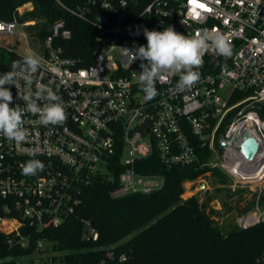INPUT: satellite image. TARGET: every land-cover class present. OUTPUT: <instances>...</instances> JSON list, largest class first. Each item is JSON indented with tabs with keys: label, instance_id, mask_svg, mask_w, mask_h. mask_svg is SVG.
Wrapping results in <instances>:
<instances>
[{
	"label": "built area",
	"instance_id": "2783aa9c",
	"mask_svg": "<svg viewBox=\"0 0 264 264\" xmlns=\"http://www.w3.org/2000/svg\"><path fill=\"white\" fill-rule=\"evenodd\" d=\"M56 2L94 27L96 48L90 60L66 56L55 44L73 35L62 18L52 23L43 42L28 33L34 21L0 19V35L16 39V47L0 45L15 56L4 72L13 61L36 52L41 68L34 74L33 91L36 83L45 84L61 96L67 112L62 126L34 125L38 117L25 113L29 137L19 147L0 136V232L10 248L21 250L0 256V264H20L17 259L31 256L43 264H67L54 262L50 244L42 238L33 244V236L62 225L97 176L111 178L115 157L124 170L111 194L120 197L151 193L163 185L162 176L139 173L137 160L156 152L165 166H184L194 163L204 148L211 154L204 167L258 187L256 207L242 213L237 225L263 222L258 200L264 193V0H84L73 7ZM168 26L184 35L222 33L233 54L205 53L196 69L200 81L183 92L176 90L178 74L162 75L155 84L159 94L145 101L136 80L142 61L132 62L121 49L146 45L145 28L162 31ZM20 84L23 90L24 82ZM6 87L13 95L10 106L24 107L15 86ZM248 137L263 143L256 162L240 150ZM30 159L42 161L44 170L24 175L22 166ZM89 236L96 239L98 233L90 228ZM101 264L132 262L128 252L111 245ZM254 264H264V252Z\"/></svg>",
	"mask_w": 264,
	"mask_h": 264
},
{
	"label": "trees",
	"instance_id": "16d2710c",
	"mask_svg": "<svg viewBox=\"0 0 264 264\" xmlns=\"http://www.w3.org/2000/svg\"><path fill=\"white\" fill-rule=\"evenodd\" d=\"M61 1L73 7L84 0ZM28 3L32 8L21 13L19 9ZM61 18L73 35L68 40L57 39L55 44L61 45L66 56L90 60L96 48L94 27L66 12L56 0H0V19L34 21L27 30L40 42L50 34L52 23ZM13 57L0 50V72ZM210 157V152L201 148L194 163L167 167L154 152L137 160L135 168L142 174L162 176V187L147 194L113 197L111 192L124 170L115 157L110 165L112 177L97 176L75 212L59 227L35 234L32 242L44 239L54 253L52 260L67 264H101L105 248L111 245L128 252L132 264H254L264 252V221L249 228L235 224L224 230L216 223L208 198L183 197L187 180L209 170L213 176L223 177L220 170L203 166ZM259 202L264 206V193ZM253 206L254 201L243 210ZM90 228L97 231L96 239L89 236ZM20 253V249L9 247L7 236L0 232V256Z\"/></svg>",
	"mask_w": 264,
	"mask_h": 264
},
{
	"label": "clouds",
	"instance_id": "9594fccd",
	"mask_svg": "<svg viewBox=\"0 0 264 264\" xmlns=\"http://www.w3.org/2000/svg\"><path fill=\"white\" fill-rule=\"evenodd\" d=\"M143 35L147 40L146 45H140L134 51L126 48L121 50L132 62L137 59L142 61L136 80L145 101H151L159 94L155 84L162 75L178 74L176 90L183 92L200 81V72L196 69L202 66L205 53L214 50L225 58L233 54L228 38L219 32L202 31L195 35H184L168 26L162 31L145 28ZM40 68L41 58L36 52L30 51L21 59L13 61L9 71L0 74V136L15 142L18 147L29 137V129L24 126L25 113L38 117L33 121L34 125L62 126L67 119L64 101L57 92L43 83H36L33 91L34 74ZM21 80L24 82L23 90ZM13 85L24 107L10 106L13 95L6 86ZM38 102H43L42 106ZM44 168L42 161L30 159L22 166V172L35 176Z\"/></svg>",
	"mask_w": 264,
	"mask_h": 264
},
{
	"label": "rangeland",
	"instance_id": "374dc122",
	"mask_svg": "<svg viewBox=\"0 0 264 264\" xmlns=\"http://www.w3.org/2000/svg\"><path fill=\"white\" fill-rule=\"evenodd\" d=\"M31 8L32 4L28 3L22 6L19 11L24 12ZM15 43V37L11 35H0V45L5 47H16ZM32 46L37 47V44H32ZM20 50L24 52L25 48L22 47ZM230 92L231 88H228L226 94ZM220 172L223 177L213 176L211 171H207L204 175L194 180H187L184 183L183 197L188 198L197 195L201 200L208 198L210 209L215 210L214 218L216 223L222 229L227 230L237 224V218L245 212L243 209L246 208L250 202L254 201V206L252 208L256 207V193L258 187L236 183L234 177L229 173L224 171ZM258 205L261 209L264 208L259 200ZM42 260H39L37 256H31L29 258H19L17 262L20 264H30L34 261L35 264H43Z\"/></svg>",
	"mask_w": 264,
	"mask_h": 264
},
{
	"label": "water",
	"instance_id": "95a60500",
	"mask_svg": "<svg viewBox=\"0 0 264 264\" xmlns=\"http://www.w3.org/2000/svg\"><path fill=\"white\" fill-rule=\"evenodd\" d=\"M244 156L251 162H256L263 150V143L256 137H248L240 148Z\"/></svg>",
	"mask_w": 264,
	"mask_h": 264
},
{
	"label": "bare ground",
	"instance_id": "6f19581e",
	"mask_svg": "<svg viewBox=\"0 0 264 264\" xmlns=\"http://www.w3.org/2000/svg\"><path fill=\"white\" fill-rule=\"evenodd\" d=\"M260 172H261V173H264V170H261Z\"/></svg>",
	"mask_w": 264,
	"mask_h": 264
},
{
	"label": "snow or ice",
	"instance_id": "6c2138e0",
	"mask_svg": "<svg viewBox=\"0 0 264 264\" xmlns=\"http://www.w3.org/2000/svg\"><path fill=\"white\" fill-rule=\"evenodd\" d=\"M201 7H203V5H201Z\"/></svg>",
	"mask_w": 264,
	"mask_h": 264
}]
</instances>
